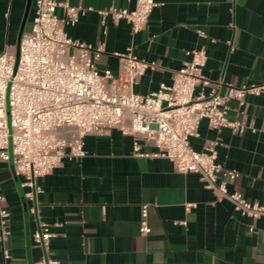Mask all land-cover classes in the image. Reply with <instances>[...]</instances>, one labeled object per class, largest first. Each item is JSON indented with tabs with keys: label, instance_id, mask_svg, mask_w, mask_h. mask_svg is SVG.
I'll return each instance as SVG.
<instances>
[{
	"label": "crops",
	"instance_id": "0c3cea01",
	"mask_svg": "<svg viewBox=\"0 0 264 264\" xmlns=\"http://www.w3.org/2000/svg\"><path fill=\"white\" fill-rule=\"evenodd\" d=\"M27 1L0 0V51L16 49L24 15L21 35L29 30L34 0L25 13ZM68 1L94 9L134 5L133 0ZM155 1L146 24L135 33L124 19L113 21L110 16L104 31L94 9L80 15L68 32L102 43L97 65L114 72L118 58L113 51L128 44L153 60L155 67L133 85L143 94L170 83L174 69L188 57L185 50L201 45L207 53L204 71L222 81L220 92L228 83L264 80V0ZM245 100L239 107L231 99L227 115L243 119L255 131H215L203 119L190 144L201 149L220 138L218 178L247 199L264 202V94L247 93ZM84 148L87 153L80 160L64 159L37 178L44 189L37 194L41 217L56 232L49 254L59 264H264V217L240 214L227 199L216 197L198 173L177 171L166 157L134 154L132 136L116 128L86 134ZM141 149L155 147L142 143ZM0 181L10 209L6 245L11 256L6 264H34L40 255L31 238L37 220L10 161L0 160ZM144 203L150 227L146 233L139 230ZM1 256L0 246V264Z\"/></svg>",
	"mask_w": 264,
	"mask_h": 264
},
{
	"label": "built area",
	"instance_id": "2783aa9c",
	"mask_svg": "<svg viewBox=\"0 0 264 264\" xmlns=\"http://www.w3.org/2000/svg\"><path fill=\"white\" fill-rule=\"evenodd\" d=\"M133 1L131 8L110 4L94 9L68 0H34L31 26L19 39L18 55L16 49L0 51V160L12 163L30 203L29 211L37 220L31 238L40 255L34 264L60 263L49 254V243L56 232L41 217L37 194L44 189L37 178L64 159L80 160L87 153L84 136L111 128L132 136L134 154L166 157L177 171L198 173L216 197L227 199L240 214L264 217V202L247 199L239 189H228L218 178L221 163L217 146L223 144L220 138L201 149L190 144L203 119L215 131L222 127L239 134L246 127L255 131L243 119L228 117L229 101L235 99L239 107H244L247 93L264 94V80L228 83L220 92L222 81L212 80L204 71L207 53L201 45L185 50L188 57L174 69L170 83H160L156 90L143 94L133 85L147 69L155 67L153 60L136 54L128 44L113 51L118 58L114 72L97 65L104 50L102 43L92 44L68 32L67 27L80 15L94 9L104 31L110 16L113 21L124 19L135 33L146 24L158 2ZM197 33L206 36L203 29L198 28ZM142 143L155 149L144 151ZM4 200L0 181L1 264L11 256L6 245L11 233L10 209ZM141 214L139 230L146 233L150 230L144 219L146 203Z\"/></svg>",
	"mask_w": 264,
	"mask_h": 264
},
{
	"label": "water",
	"instance_id": "95a60500",
	"mask_svg": "<svg viewBox=\"0 0 264 264\" xmlns=\"http://www.w3.org/2000/svg\"><path fill=\"white\" fill-rule=\"evenodd\" d=\"M29 4H30V0L27 1L26 12H25V13H27V10H28V8H29ZM25 16H26V15H24V18H23V21H22V25H21V30H20V32H19V36H18V41H17V43H16V56L18 55V44H19V39H20V36H21V31H22V29H23V23H24V21H25Z\"/></svg>",
	"mask_w": 264,
	"mask_h": 264
}]
</instances>
